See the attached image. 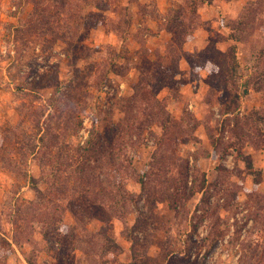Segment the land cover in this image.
<instances>
[{"label":"rangeland","instance_id":"obj_1","mask_svg":"<svg viewBox=\"0 0 264 264\" xmlns=\"http://www.w3.org/2000/svg\"><path fill=\"white\" fill-rule=\"evenodd\" d=\"M0 264H264V0H0Z\"/></svg>","mask_w":264,"mask_h":264},{"label":"trees","instance_id":"obj_2","mask_svg":"<svg viewBox=\"0 0 264 264\" xmlns=\"http://www.w3.org/2000/svg\"><path fill=\"white\" fill-rule=\"evenodd\" d=\"M250 168H252V166L250 165Z\"/></svg>","mask_w":264,"mask_h":264}]
</instances>
